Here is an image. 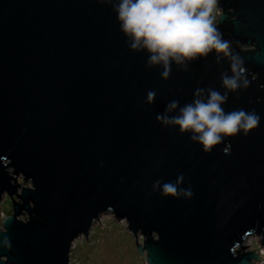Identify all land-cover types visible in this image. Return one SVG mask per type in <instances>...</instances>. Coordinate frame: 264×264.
Instances as JSON below:
<instances>
[{
  "label": "water",
  "instance_id": "obj_1",
  "mask_svg": "<svg viewBox=\"0 0 264 264\" xmlns=\"http://www.w3.org/2000/svg\"><path fill=\"white\" fill-rule=\"evenodd\" d=\"M218 7L249 82L224 110L260 123L206 153L157 115L198 88L223 93L228 60L173 65L165 80L130 50L111 3L0 0V198L12 206L0 264H70L72 243L107 213L143 237L147 264L263 262L264 0ZM169 183L175 195L162 194Z\"/></svg>",
  "mask_w": 264,
  "mask_h": 264
},
{
  "label": "clouds",
  "instance_id": "obj_2",
  "mask_svg": "<svg viewBox=\"0 0 264 264\" xmlns=\"http://www.w3.org/2000/svg\"><path fill=\"white\" fill-rule=\"evenodd\" d=\"M105 2L111 3L130 50L145 53L146 65L161 68L162 79H168L173 65L186 68L209 55H215L218 63L229 61L231 74L221 75L223 93L198 88L190 103L181 106L178 100L169 101L164 112L157 115L158 122L177 127L181 134L188 133L206 153L227 137L247 135L259 125L260 117L254 111L226 112L223 107L229 92L246 88L249 82L242 61L216 27L222 12L219 0H98ZM154 100L155 93L149 91L147 101ZM176 192L172 183L163 186L164 195Z\"/></svg>",
  "mask_w": 264,
  "mask_h": 264
},
{
  "label": "rangeland",
  "instance_id": "obj_3",
  "mask_svg": "<svg viewBox=\"0 0 264 264\" xmlns=\"http://www.w3.org/2000/svg\"><path fill=\"white\" fill-rule=\"evenodd\" d=\"M7 195L0 198V223L4 216L12 212ZM99 221V222H98ZM143 237H135L127 229L124 219L117 220L111 213L103 214L95 221L86 236H79L73 243L69 255L70 264H147L138 251L137 242ZM256 236H250L245 243L251 248L257 247ZM263 262L257 264H264Z\"/></svg>",
  "mask_w": 264,
  "mask_h": 264
},
{
  "label": "trees",
  "instance_id": "obj_4",
  "mask_svg": "<svg viewBox=\"0 0 264 264\" xmlns=\"http://www.w3.org/2000/svg\"><path fill=\"white\" fill-rule=\"evenodd\" d=\"M8 201H9V200H6L5 202H7V203H8Z\"/></svg>",
  "mask_w": 264,
  "mask_h": 264
}]
</instances>
